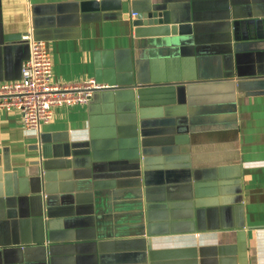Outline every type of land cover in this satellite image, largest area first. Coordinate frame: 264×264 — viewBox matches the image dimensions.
Masks as SVG:
<instances>
[{
  "label": "crops",
  "instance_id": "crops-1",
  "mask_svg": "<svg viewBox=\"0 0 264 264\" xmlns=\"http://www.w3.org/2000/svg\"><path fill=\"white\" fill-rule=\"evenodd\" d=\"M84 1L0 0V84L36 31L54 83L117 87L38 132L0 111V264H45L44 236L51 264H264V0H128L114 20ZM157 6L193 33L136 37L131 9ZM44 153L70 168L43 178Z\"/></svg>",
  "mask_w": 264,
  "mask_h": 264
},
{
  "label": "built area",
  "instance_id": "built-area-1",
  "mask_svg": "<svg viewBox=\"0 0 264 264\" xmlns=\"http://www.w3.org/2000/svg\"><path fill=\"white\" fill-rule=\"evenodd\" d=\"M24 39L29 43V58L23 63L19 80L0 84V111L21 113L27 131L38 132L42 124L50 123L57 107L88 104L95 92L113 88L94 78L54 83L53 57L47 42L31 36Z\"/></svg>",
  "mask_w": 264,
  "mask_h": 264
},
{
  "label": "water",
  "instance_id": "water-1",
  "mask_svg": "<svg viewBox=\"0 0 264 264\" xmlns=\"http://www.w3.org/2000/svg\"><path fill=\"white\" fill-rule=\"evenodd\" d=\"M128 0H93V1H84L78 5V11H80L83 15L93 13L95 15L101 14L102 18L105 20H114V19H121L124 18L123 14V5ZM161 6L151 7L149 10H138L136 7L131 9V12L137 13V16L132 19V25L134 27V35L136 37H144V36H160V35H172V36H185L191 35L193 33V24L192 22L186 23H173L170 19V15L168 12H161ZM33 38L36 40H43L44 38L39 36V34L35 31L33 32ZM28 43V41L26 40ZM29 58V57H28ZM238 73V72H237ZM21 78V77H20ZM185 82V81H180ZM241 82V80H240ZM170 84H177L181 85L180 83H169ZM174 87V85H170ZM117 87L107 89L108 90H115ZM105 91V90H102ZM138 100L140 101L141 95L136 94ZM93 99V98H92ZM91 99V101H92ZM61 158V157H60ZM42 164L41 166V173L40 176L46 177L48 171L51 170H59L62 168H70L71 163L65 162L63 159L61 161L54 160V157L50 156L47 153H44L42 156ZM45 193V205L43 204V197L42 195H37L36 200L38 201V205L34 209L33 223L37 224V222L45 224L47 227L52 229L51 221H47L45 218L52 217V210L50 207L47 209L46 201L48 203V193ZM50 203V201H49ZM44 210V211H43ZM43 221H42V218ZM49 238L47 239L44 236V239L40 242L44 243L45 245L41 247L43 249L44 259L43 262L45 264H51L50 259L52 257L54 248L49 245ZM145 264V263H143Z\"/></svg>",
  "mask_w": 264,
  "mask_h": 264
}]
</instances>
